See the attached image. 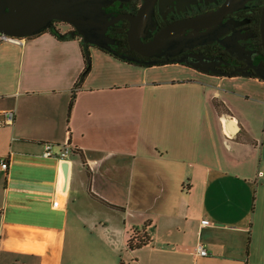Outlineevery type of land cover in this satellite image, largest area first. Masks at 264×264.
I'll use <instances>...</instances> for the list:
<instances>
[{
  "label": "crops",
  "instance_id": "obj_1",
  "mask_svg": "<svg viewBox=\"0 0 264 264\" xmlns=\"http://www.w3.org/2000/svg\"><path fill=\"white\" fill-rule=\"evenodd\" d=\"M20 40L0 41V264H264L263 80L90 46L79 82V38ZM47 143L71 150L65 191Z\"/></svg>",
  "mask_w": 264,
  "mask_h": 264
},
{
  "label": "flooded vegetation",
  "instance_id": "obj_2",
  "mask_svg": "<svg viewBox=\"0 0 264 264\" xmlns=\"http://www.w3.org/2000/svg\"><path fill=\"white\" fill-rule=\"evenodd\" d=\"M95 1L107 21L117 18L106 28V45L128 63L180 65L207 75L264 79V0ZM85 3L89 8L90 0ZM146 3L150 9L131 37V25L121 17H137ZM48 25L80 37L66 22L51 19Z\"/></svg>",
  "mask_w": 264,
  "mask_h": 264
},
{
  "label": "water",
  "instance_id": "obj_3",
  "mask_svg": "<svg viewBox=\"0 0 264 264\" xmlns=\"http://www.w3.org/2000/svg\"><path fill=\"white\" fill-rule=\"evenodd\" d=\"M87 0H0V34L23 39L33 37L47 29L48 22L57 19L66 22L75 28L81 38L83 47L94 46L111 55L125 60L107 47L108 39L105 36L107 26L117 20L113 18L107 21V16L95 0H90L89 8ZM150 9L146 3L137 17L122 16L131 25L130 36L134 37L138 29L140 18ZM264 40V18L262 24ZM136 40V39H135ZM126 61V60H125ZM261 80L264 81L262 78ZM64 186L66 190L70 164L62 163Z\"/></svg>",
  "mask_w": 264,
  "mask_h": 264
},
{
  "label": "built area",
  "instance_id": "obj_4",
  "mask_svg": "<svg viewBox=\"0 0 264 264\" xmlns=\"http://www.w3.org/2000/svg\"><path fill=\"white\" fill-rule=\"evenodd\" d=\"M0 41L1 42H14V43H20L21 40L18 38L6 36V35H0ZM15 120V112L14 111H7L0 114V128L12 125ZM54 144L47 143L44 145V150L41 154L42 158L48 159V158H56L59 162L67 161L70 164V161L68 160V156L71 153L70 148L68 145H62L58 146V151L54 152ZM9 167V159L6 156L0 157V170L7 171ZM58 201H55L53 203V206H57ZM210 225L208 220H202L201 226L205 227ZM195 253L198 256L205 257L208 255L207 251L201 246L198 245L195 249Z\"/></svg>",
  "mask_w": 264,
  "mask_h": 264
},
{
  "label": "trees",
  "instance_id": "obj_5",
  "mask_svg": "<svg viewBox=\"0 0 264 264\" xmlns=\"http://www.w3.org/2000/svg\"><path fill=\"white\" fill-rule=\"evenodd\" d=\"M48 32L51 33L52 35H54L56 38L61 39V40L72 39V38H79L81 40L80 37L75 35L73 32H69V31L61 33L58 30L53 28V29L48 30ZM89 47L90 46H87V47L82 46L84 58H85V68H84V71L82 72V74L80 76L79 82H81L83 80V78L87 75V73L90 70V54L88 51ZM74 98H75V95L73 94L70 105H69V110L72 107ZM74 152H76V151H74ZM101 202H103L106 205H109V204L105 203L104 201H101ZM109 206L112 207V205H109ZM149 242H150V238L148 237V235L146 234V232L144 230L140 231V232L137 231V232H134L132 234V236L130 237V239L127 241V248L131 251L138 250L141 247L148 245Z\"/></svg>",
  "mask_w": 264,
  "mask_h": 264
},
{
  "label": "rangeland",
  "instance_id": "obj_6",
  "mask_svg": "<svg viewBox=\"0 0 264 264\" xmlns=\"http://www.w3.org/2000/svg\"><path fill=\"white\" fill-rule=\"evenodd\" d=\"M65 31H67V28H65L64 30H62V32H65Z\"/></svg>",
  "mask_w": 264,
  "mask_h": 264
},
{
  "label": "bare ground",
  "instance_id": "obj_7",
  "mask_svg": "<svg viewBox=\"0 0 264 264\" xmlns=\"http://www.w3.org/2000/svg\"><path fill=\"white\" fill-rule=\"evenodd\" d=\"M228 134V133H227ZM231 136V135H230Z\"/></svg>",
  "mask_w": 264,
  "mask_h": 264
}]
</instances>
